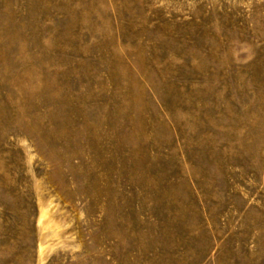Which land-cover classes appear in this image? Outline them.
<instances>
[{"label": "rangeland", "instance_id": "rangeland-1", "mask_svg": "<svg viewBox=\"0 0 264 264\" xmlns=\"http://www.w3.org/2000/svg\"><path fill=\"white\" fill-rule=\"evenodd\" d=\"M0 264H264V0H0Z\"/></svg>", "mask_w": 264, "mask_h": 264}]
</instances>
